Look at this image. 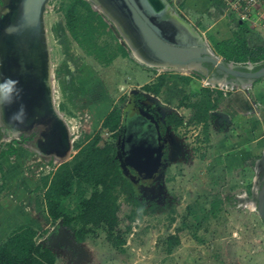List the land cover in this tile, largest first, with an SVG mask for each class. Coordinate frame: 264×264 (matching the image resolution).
Here are the masks:
<instances>
[{"label":"rangeland","instance_id":"374dc122","mask_svg":"<svg viewBox=\"0 0 264 264\" xmlns=\"http://www.w3.org/2000/svg\"><path fill=\"white\" fill-rule=\"evenodd\" d=\"M10 1L0 0V21ZM72 1L48 0L43 15L52 94L67 121L72 152L54 162L35 150L41 127L19 129V137H13V127L0 122V243L19 226L30 225L37 231L36 242L58 256L57 264H264V223L256 208L243 205V196L255 201V165L263 157L264 88L259 89L263 96L254 98L249 92H256L255 84L246 89L205 83L203 77L211 76L212 70L203 75L140 62L116 22L83 0L86 6H79L78 13L91 30L89 54L65 23L64 12ZM166 1L180 15L178 2ZM198 33L225 58L212 40ZM223 48L230 53L231 48ZM139 90L147 93L140 97L141 105L154 111L157 106L176 108L182 117L179 125L168 127L167 155L147 182L125 174L118 163L116 134L102 125L110 111L121 118L124 105L136 100ZM200 100L204 122L192 119V105ZM94 139L98 147H111L107 155L131 188L121 183L114 191L115 234L124 239L119 247L112 245L102 226L85 225L84 232L76 233L61 218L51 221L43 197L57 167ZM96 188L100 187L73 177L71 192L58 202L74 216L81 199ZM170 235L178 237L176 244H170Z\"/></svg>","mask_w":264,"mask_h":264},{"label":"water","instance_id":"95a60500","mask_svg":"<svg viewBox=\"0 0 264 264\" xmlns=\"http://www.w3.org/2000/svg\"><path fill=\"white\" fill-rule=\"evenodd\" d=\"M48 0H11L8 12L0 21V84L18 81L22 89L11 104H3L6 119L17 128L31 127L37 119L47 120L49 129L43 134L44 142H54L55 136L63 135L67 148L65 130L53 102L48 81V50L44 28V11ZM119 18L134 43L148 58L178 68L199 64L210 70L212 76L232 82L250 84L264 78V60L252 63H233L215 57L207 51L195 27L178 15L180 21L166 15V0H102ZM187 25L197 39L187 29ZM21 104L24 106V122L11 121ZM41 144V142H40ZM47 148V147H46ZM49 149V148H48ZM51 149V148H50ZM264 156V153H263ZM255 208L264 223V175L255 194Z\"/></svg>","mask_w":264,"mask_h":264},{"label":"trees","instance_id":"16d2710c","mask_svg":"<svg viewBox=\"0 0 264 264\" xmlns=\"http://www.w3.org/2000/svg\"><path fill=\"white\" fill-rule=\"evenodd\" d=\"M84 5L86 6V3L83 0L70 2L65 9L64 18L71 36L89 53L91 52L89 48L93 44V39L89 35L91 30L85 28L86 22L81 20L82 14L78 13L79 6ZM86 9L94 14V11L88 5ZM241 24L243 25L245 22L242 21ZM223 46L229 49L233 47L230 53H227L228 51ZM214 47L217 53L236 62L250 61L255 63L264 60V48L262 47L247 48L245 44L233 43L232 41L215 42ZM94 56L103 62L108 61V59L102 58L101 54H94ZM158 86H155V91H158ZM202 104L203 100H200L192 105L194 108L192 119L198 122H204L206 119L204 117L205 111L201 109ZM169 122L179 125L182 122V117L177 113H173ZM119 123V114L116 111H110L102 125L113 131ZM109 150H111V147H98L96 139L84 145L70 161H65L57 167L43 197L51 221L55 222L61 218L63 224L76 233L84 232L85 225L102 226L112 245L119 247L124 243V239L119 233L115 234L118 224V205L116 202L117 195L114 191L116 186L121 183L128 191L131 188L128 182L123 179L121 170L113 161L112 156L107 155ZM73 177H77L78 183H92L100 188H96L90 196L81 199L78 213L71 216L59 204L58 199L69 195L72 189ZM76 225H80V227L75 229ZM36 234V229L30 225H21L13 230L0 243V264H54L55 255L53 251L47 245L36 242ZM111 236H113L112 239H110ZM169 239L171 240L170 244L178 242V237L175 235H170Z\"/></svg>","mask_w":264,"mask_h":264},{"label":"flooded vegetation","instance_id":"af4514ba","mask_svg":"<svg viewBox=\"0 0 264 264\" xmlns=\"http://www.w3.org/2000/svg\"><path fill=\"white\" fill-rule=\"evenodd\" d=\"M145 94H147L145 90H139L134 95L136 100L131 99L124 105L120 123L113 130L116 134L115 147L118 163L124 167L128 177L138 182H147L155 177L167 155V129L171 124L175 125L169 122V119L173 113H177L175 109L162 107L161 111L157 106L154 111L141 105L140 97ZM55 138L54 142H45L46 147L54 150L62 149L63 135L55 136ZM42 149L47 152L46 148L42 147Z\"/></svg>","mask_w":264,"mask_h":264},{"label":"crops","instance_id":"0c3cea01","mask_svg":"<svg viewBox=\"0 0 264 264\" xmlns=\"http://www.w3.org/2000/svg\"><path fill=\"white\" fill-rule=\"evenodd\" d=\"M173 1L178 2L180 15L213 43L232 41L245 44L247 48H264V0H259L243 25L235 11L229 9L221 0ZM260 83L264 84V78L252 83L255 84L256 92L249 94L254 98L263 96L259 89L264 86L258 87ZM57 257L55 255L54 264L58 263Z\"/></svg>","mask_w":264,"mask_h":264},{"label":"bare ground","instance_id":"6f19581e","mask_svg":"<svg viewBox=\"0 0 264 264\" xmlns=\"http://www.w3.org/2000/svg\"><path fill=\"white\" fill-rule=\"evenodd\" d=\"M90 1L93 4L91 6H92V8L94 10L100 11L105 16L109 17L110 19H112L113 21L116 22L119 30L121 31V33L123 34V36H124V38L126 40V42L130 46V48L132 50L131 54H133V57L135 59H137L139 61H142L143 63H145V64H147L149 66L157 67L158 69H163V68H166L167 66H169V65H167L165 63H160V62L153 61L150 58H148L144 53H142L140 51V49L137 47V45L134 43V41L132 40L131 36L128 34V32L122 26L119 18L102 2V0H90ZM8 9H9V4H8ZM7 12H8V10H7ZM166 15H170L171 17L176 19L178 22H181L179 17H178L179 14L176 11H174V9H172L170 7V5L167 6ZM184 26L186 27L187 25L184 24ZM187 29L197 39V35H195L194 31H192L188 26H187ZM201 41H202V43H204L206 45L207 51L210 54H212L215 57H218V59L220 58L218 56V54H215L214 51L212 49H210V47L205 43V41L202 39V37H201ZM47 50H48V47H47ZM178 69H180V70H182V71H184L186 73L187 72H191V71H199L203 75L207 74L206 73V69L204 67L200 66L199 64H189V65H185V66H179ZM48 70H49L48 71V74H49L48 81H49V84H50L51 101L53 102V104L55 106L56 102L54 103V95L52 94L53 85H54V78H53V73H52V68H51L50 61H49V64H48ZM203 80L205 81V83L218 84L220 86L231 87V84H232V82H228L225 79L218 78V77H215V76H212V75L203 77ZM0 86H1V84H0ZM234 86H235V84H234ZM236 87L246 88L247 89V88L250 87V84L248 82H246V81H241V82L238 83V86H236ZM55 109H56L60 119L62 120V123H63V126H64V130L66 131L65 132V136H66V139H67V148L66 149H64L62 151H58V150L48 149V148L44 147V148H46L47 152H45L42 149V147H43L42 146V140H44L43 139V134L45 133V131H47L49 129V123H48L47 120H43V119L39 118V119H37L35 121V123L31 127L23 129V130H28V132H30L35 127H41L42 134L40 135V138H39V142H41V144H38V147H35V150L38 151L40 154L44 153L46 155L47 159H50V160L52 159V160H54V162H57V161H60V160H65V159H67L69 157V155L72 152V145H71L72 140L70 141V139L67 138V136H68L67 134H70V131L67 128V121H66V119L64 117V114L61 111H59L56 106H55ZM0 122L2 123V126H4V124H5L4 127H6L8 125L12 126L13 127L12 128V136L13 137H19V135H20V130L19 129H21V128H17L12 122H10V121H8L6 119L4 105H0ZM29 147H31V146H29ZM263 153H264V149L262 151V154ZM255 166H256V176H255L254 193L256 194L257 189H258V185L260 183V178H261L262 175H264V156L259 158V159H257ZM243 197H244L243 205H248V206H250V207H252L254 209L255 208V202L253 200H250V199L248 200V198L246 196H243Z\"/></svg>","mask_w":264,"mask_h":264},{"label":"clouds","instance_id":"9594fccd","mask_svg":"<svg viewBox=\"0 0 264 264\" xmlns=\"http://www.w3.org/2000/svg\"><path fill=\"white\" fill-rule=\"evenodd\" d=\"M18 84V81H7V87L0 86V105L11 104L13 102V97H19L22 89H19L15 85ZM11 121L23 123L25 119V110L24 106L21 104L19 110L12 115L10 118ZM144 208L141 207L138 209V213H143Z\"/></svg>","mask_w":264,"mask_h":264},{"label":"built area","instance_id":"2783aa9c","mask_svg":"<svg viewBox=\"0 0 264 264\" xmlns=\"http://www.w3.org/2000/svg\"><path fill=\"white\" fill-rule=\"evenodd\" d=\"M231 10L235 11L238 20L245 22L248 20L253 8L259 0H221Z\"/></svg>","mask_w":264,"mask_h":264}]
</instances>
